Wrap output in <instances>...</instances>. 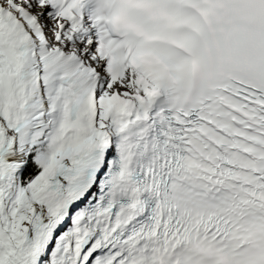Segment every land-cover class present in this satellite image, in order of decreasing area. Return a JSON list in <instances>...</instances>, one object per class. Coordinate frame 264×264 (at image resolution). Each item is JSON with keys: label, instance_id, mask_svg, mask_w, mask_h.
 Wrapping results in <instances>:
<instances>
[{"label": "snow or ice", "instance_id": "1", "mask_svg": "<svg viewBox=\"0 0 264 264\" xmlns=\"http://www.w3.org/2000/svg\"><path fill=\"white\" fill-rule=\"evenodd\" d=\"M0 264H264V0H0Z\"/></svg>", "mask_w": 264, "mask_h": 264}]
</instances>
